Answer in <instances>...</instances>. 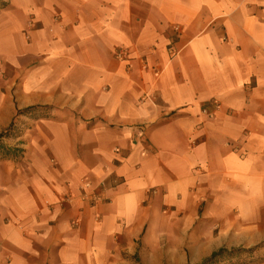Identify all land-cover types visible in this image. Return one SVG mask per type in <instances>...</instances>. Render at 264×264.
<instances>
[{"label":"crops","instance_id":"obj_1","mask_svg":"<svg viewBox=\"0 0 264 264\" xmlns=\"http://www.w3.org/2000/svg\"><path fill=\"white\" fill-rule=\"evenodd\" d=\"M5 1V123L42 113L26 146L57 169L0 175V264L115 258L202 204L258 225L264 0Z\"/></svg>","mask_w":264,"mask_h":264},{"label":"rangeland","instance_id":"obj_2","mask_svg":"<svg viewBox=\"0 0 264 264\" xmlns=\"http://www.w3.org/2000/svg\"><path fill=\"white\" fill-rule=\"evenodd\" d=\"M7 5L5 0H0V12ZM3 87L0 85V97L9 90ZM6 106L3 101L0 103V133L8 129V135L2 142L20 152L9 158L0 157V175H32L31 170L37 173L35 161L39 162L42 171L47 168L56 170L57 164L46 152L26 146L32 123L45 116L40 112L22 115L7 126ZM202 206L199 218L192 222L191 227H186L183 222L169 227L167 214L161 213V220L152 228L143 229L129 253L121 252L115 258L108 256L91 263L82 260L79 264H199L219 249H224L226 253L212 264H264V211L257 213L258 225L251 228L236 223L237 212L221 213L219 216L220 213L211 204L209 216L202 218V209L209 205ZM122 246L127 245L124 243Z\"/></svg>","mask_w":264,"mask_h":264},{"label":"trees","instance_id":"obj_3","mask_svg":"<svg viewBox=\"0 0 264 264\" xmlns=\"http://www.w3.org/2000/svg\"><path fill=\"white\" fill-rule=\"evenodd\" d=\"M26 110L32 111L34 109L28 108ZM26 110L19 111L18 114H23L26 112ZM6 134L8 135V129L4 133H0V157L1 158H9L13 155L15 156L18 152H20L19 149L7 146L2 142V139L6 137ZM225 253L226 251L224 249H219L218 251L211 253V255L208 258L202 260L201 263L199 264H212L213 261H215L217 258L222 257Z\"/></svg>","mask_w":264,"mask_h":264},{"label":"built area","instance_id":"obj_4","mask_svg":"<svg viewBox=\"0 0 264 264\" xmlns=\"http://www.w3.org/2000/svg\"><path fill=\"white\" fill-rule=\"evenodd\" d=\"M124 52L123 51H118L117 52V54H116V56H117V58H119V59H123V56H124ZM113 184H115V182H113ZM83 186H84V188L85 189H91V184H90V182L88 181V180H86V181H83ZM94 191V190H93ZM90 192V194L89 195H91V198L92 199H95L96 198V193L95 192Z\"/></svg>","mask_w":264,"mask_h":264}]
</instances>
